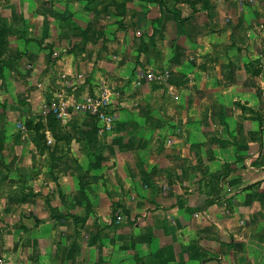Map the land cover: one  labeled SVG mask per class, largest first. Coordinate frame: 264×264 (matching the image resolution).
Listing matches in <instances>:
<instances>
[{
	"label": "crops",
	"instance_id": "obj_1",
	"mask_svg": "<svg viewBox=\"0 0 264 264\" xmlns=\"http://www.w3.org/2000/svg\"><path fill=\"white\" fill-rule=\"evenodd\" d=\"M36 1L39 13L31 17L35 21H45L40 13L41 5L53 2ZM201 1L203 6L196 5V12L188 20H185L186 12H183L187 1H180L178 14L183 21L178 24L172 13H164L161 21L165 28L161 26L158 32L168 38L172 45L180 48V68L186 70L187 74H193V81H187L185 85L188 88L185 100H191L193 104L189 112H239L234 109V103L241 101L246 107L259 112L263 119L262 126L253 121L245 124L253 125V134L256 132L255 138L250 134L249 142L264 148V90L254 87L260 82L264 84V80L249 73L246 66L249 62L247 58H258L260 64L264 63V0H248L250 4H243L245 0ZM29 2L0 0V229L4 239L8 230L23 227L19 222L22 214L32 212L35 218L41 220L44 217L51 218L49 213L53 209L63 210L57 200L60 190L66 202L63 204L70 207L73 194L68 189L72 188V180L76 177L74 170L64 172L63 167L68 165L72 168L70 161L76 157L79 143L65 146L70 147L71 151L67 156L56 151L54 157H48L43 153L45 150L41 151L33 141L35 147H39V166L47 164L48 160L50 165L56 166L52 171L54 179L43 170L38 176H31L29 179L20 178V171H16L24 165L35 164L32 159L21 156L20 150L26 141L19 139H25L27 134L32 136V132H27L28 119H41L44 122L46 117L42 112L36 116V112L31 111L35 104L41 105L46 100V92L26 90L31 83L27 82L28 78L22 71L23 63L35 50L39 52V63H44L43 70L47 64L44 46L35 49L28 42V37L31 36L28 33L32 29L26 31L22 26V20L27 18L25 13L22 14V8ZM34 31L36 36L48 37L42 26ZM57 62L60 63L59 60ZM201 71L204 72L205 79L201 76ZM49 75L48 73L43 77L46 82L51 79ZM41 78L39 74V80ZM39 84L41 87L44 83ZM201 85H207L211 89L204 93L200 89ZM205 99L215 103L217 107L203 108ZM69 114L71 117V113ZM45 133L50 134L49 131ZM99 133L97 132L98 136L103 134ZM183 134L185 140L179 139L178 145L174 147L184 150L181 153L184 159L180 156V159L173 157L175 161H170L169 157L163 156L154 165L163 161V165L180 166L182 159L181 162L190 169L185 176L183 174L178 178L169 168L157 167L163 177V185L157 184L154 190L149 189L141 196L137 187L138 162H134V159L131 162L118 159L115 169L122 178L123 186L121 183L117 185V191L110 195L100 189L96 191L95 187L92 188V193L87 194L91 211L99 219L95 222V217L90 214L84 223L75 224L73 220L66 218L60 221L62 225L77 231L83 225L85 228L96 229L95 234L98 227L102 230L100 242L89 247L84 244L82 253L67 254L64 264H264V172L246 168L237 173V166L234 167L237 161L234 157H224L231 166L226 179L218 181L215 176L207 177L209 174L203 172L200 154L196 152L189 157L186 152L188 148L203 149L202 128L200 130L197 126L194 130L192 126L186 127ZM19 135L22 136L18 137ZM252 144L249 145L254 146ZM58 145L61 149L63 142H58ZM169 149L171 147L165 150ZM43 156L45 162L42 160ZM85 156L86 161L84 156L81 157L87 164L90 160L89 151H86ZM260 158L255 163L264 166V158ZM93 165L96 166V162ZM129 169L131 175L128 174ZM209 179H214L215 182L208 184ZM43 184L48 186L44 187ZM30 192L36 196L30 197ZM113 201L121 206L119 211L130 216L129 224L134 222L132 228L114 229L109 226L108 214ZM46 202L50 203L49 206ZM140 209L148 212L147 218L136 216L140 214ZM118 218L116 223L120 224L121 217ZM54 221L55 218L41 220L36 227L35 224L30 225L35 227V234L39 229V237H34L33 234L31 241L32 244L39 242L40 251V242L46 240V232L49 233L54 228ZM69 242L77 245L80 238H69ZM0 244L3 246L0 256L12 259L10 245L7 246L1 239ZM58 257L61 256L54 249L49 254H40L39 263L54 264L49 259L55 261Z\"/></svg>",
	"mask_w": 264,
	"mask_h": 264
},
{
	"label": "rangeland",
	"instance_id": "obj_2",
	"mask_svg": "<svg viewBox=\"0 0 264 264\" xmlns=\"http://www.w3.org/2000/svg\"><path fill=\"white\" fill-rule=\"evenodd\" d=\"M28 1L30 2L22 8V14L27 15V18L22 20V26L26 31L32 29L28 33L31 35L28 42L32 43L35 49L44 46V59L47 62L43 70L44 63H39V52L35 50L22 66V71L28 78L27 82L31 83L27 85L26 90L46 92V100L41 105L35 104L31 111L39 116L40 112H52L51 108L55 103H67V112L71 113L70 119L62 121L56 118L51 123L50 120L44 122L45 129L53 127L49 132L54 143L48 145L43 138L41 146L46 148L43 153L48 157H54L56 151L67 156L71 151L70 147L65 146L79 143L78 153L70 161L72 168L68 165L63 167L64 172L74 170L76 177L72 180V188L68 189L69 193L73 194L70 207L63 204L66 202L60 190L57 200L63 210L53 209L54 211L49 213L51 218L41 219L47 221L55 218L54 228L49 230V233L46 232L50 237L45 235L46 240L40 242L42 251L39 250V242L32 244L31 241L35 234L34 228L41 220L35 218L32 212H28L22 214V219L19 220L23 227L8 230L6 239L2 237L3 232L0 229V239L7 246L10 245L13 252L12 259H3L0 256V264H41L40 254H49L54 249L61 257L55 261L49 259V262L64 264L63 260L67 258V254L82 253L84 244L88 247L96 245L101 237L102 230L99 227L95 234L96 229L85 228L83 224L77 231L60 222L65 218L71 219L68 217L71 212L80 218L85 216L86 201L80 195V184L84 187L86 197L93 192V187L107 195L114 194L117 185L121 183L123 186L122 178L115 169L118 159L125 162L134 159V162H138L137 187L141 196L149 189L154 190L157 184L163 185L159 167L169 168L178 178L183 174L185 176L190 169L181 162L184 159L181 156L184 150L174 146L178 145L179 139L185 140L183 129L186 127L192 126L194 130L197 126L200 130L202 128L203 149L188 148L186 152L189 157L194 156L196 152L200 154L203 172L209 174L207 177L215 176L218 181L226 179L231 166L224 157H234L237 161L234 166H237V173L245 171L246 168L264 172V166L256 165L260 157L264 158V148L249 142L250 134L255 138L256 132L253 134V125L245 124L253 121L262 126L263 119L259 112L246 107L241 101L234 103V109L239 112H189L193 104L191 100H185L188 89L185 85L193 81V74H187L186 70L180 68V48L158 33L164 13L178 14L180 1H187L183 12H186L185 20H188L196 12V5L203 6L201 0H52L50 5H41L40 13L45 21L40 22L31 17L39 13V4L36 0ZM246 2L249 1L245 0L243 4ZM39 26L44 28L48 37L36 36L34 30ZM162 27L165 28L164 25ZM54 53L57 55L54 56ZM35 54L38 56L35 57ZM247 60L249 62L245 64L249 73L264 80V63L260 64L258 58ZM48 73L51 79L46 82L43 77ZM39 74L42 77L40 80ZM200 74L205 79L204 72L201 71ZM38 84H42L41 87ZM254 87L264 90L262 82ZM200 89L207 93L211 88L201 85ZM103 93L106 94L107 100L102 99L105 104L100 105L99 110L109 115L110 129L104 128V120L91 116L86 113L90 110L83 108L88 99L95 103ZM262 93L264 97V91ZM262 104L264 108V102ZM213 106L217 107L208 99L203 100V108ZM28 121L32 123L36 122V119ZM101 129H104L100 132L103 134L98 136L97 132ZM19 140L26 141L20 149L21 156L35 161V164L17 168L16 171H20L19 177L33 178L43 170L54 179L52 171L56 166L50 165L49 160L47 164L39 166V147H35L32 136L27 134L25 139ZM58 142H63L61 149ZM167 147L171 149L165 150ZM86 151H89L90 156L87 164L81 157L84 156L86 161ZM163 156L169 157L170 161H175L173 157L180 159L181 156L180 166L163 165V161L154 165ZM43 158L45 162V156ZM95 162L96 166L93 165ZM128 174L131 175L130 169ZM155 175H158L157 178ZM214 182V179H209L208 184ZM29 195L36 196L33 192ZM46 204L49 206L50 203ZM110 207L109 226L114 229L132 228L134 222L129 224L130 216L119 211L121 206L118 203L113 201ZM147 213L140 209V214L136 216L145 219ZM90 214L95 217V222L99 219L94 212L91 211ZM118 217H121L120 224L116 223ZM32 220L34 222H31ZM33 224L35 227H30ZM139 224L143 227L142 223ZM37 232L34 237L38 238L39 229ZM73 237L80 238V243L75 245L69 242V238ZM2 247L0 244V253Z\"/></svg>",
	"mask_w": 264,
	"mask_h": 264
},
{
	"label": "trees",
	"instance_id": "obj_3",
	"mask_svg": "<svg viewBox=\"0 0 264 264\" xmlns=\"http://www.w3.org/2000/svg\"><path fill=\"white\" fill-rule=\"evenodd\" d=\"M173 15L175 17V21L176 22L180 23V22L183 21L179 17V14L175 13ZM44 119H45L44 122H48L50 120V123H51L56 118H55V116L53 114H48ZM44 122L41 121V119H39V121H36V122H32L31 123V122L28 121L26 123L27 130L29 129V131L32 132L31 133L32 134V139L37 145L39 144V147H40L41 151L46 150V148L44 146L43 147L41 146L43 138H45L44 141L46 143V133L45 132L46 131H50L53 128V127H50L49 130L45 129L44 128V126H45ZM50 135H51V133H50ZM80 185H81L80 186V195L86 201V203H85L86 212H85V216L83 218H80V217H78L77 215H74V214H69L68 215L73 220V222H75V224L84 223L86 221V219L89 217L90 212H91V205H90L89 201L87 200V197H86V195L84 194V191H83L84 187L82 186V184H80Z\"/></svg>",
	"mask_w": 264,
	"mask_h": 264
},
{
	"label": "built area",
	"instance_id": "obj_4",
	"mask_svg": "<svg viewBox=\"0 0 264 264\" xmlns=\"http://www.w3.org/2000/svg\"><path fill=\"white\" fill-rule=\"evenodd\" d=\"M103 100H107V96L105 93L101 95V98L99 100H96L95 103H91V100L88 99V103L83 106L84 109L90 110L89 112H86L93 115L95 118H98L99 120H104L106 122V126H104L105 129H110L111 125L109 124L110 118L109 115L104 114L99 110L100 105H104L105 103L102 102ZM52 112H43L44 116H47L48 114H53L55 118H58L59 120L66 121L70 117V112H67V103L64 101L55 103L52 108ZM104 129H101L103 131ZM46 143L49 145L53 143V139L50 136L49 133L46 134ZM119 219V218H118ZM117 219V220H118Z\"/></svg>",
	"mask_w": 264,
	"mask_h": 264
}]
</instances>
